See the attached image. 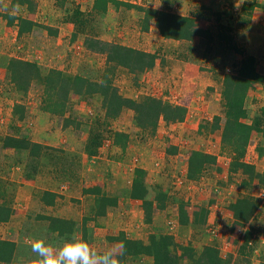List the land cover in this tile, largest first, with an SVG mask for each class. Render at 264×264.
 <instances>
[{"label": "rangeland", "instance_id": "1", "mask_svg": "<svg viewBox=\"0 0 264 264\" xmlns=\"http://www.w3.org/2000/svg\"><path fill=\"white\" fill-rule=\"evenodd\" d=\"M116 1L193 18L206 34L192 40L164 39L153 21L148 31H142L141 11L113 3L105 11L95 10L97 0H64L63 4L62 0H33L32 12L12 0H0V141L10 135L50 142L37 158L26 152L17 156L0 145V202L12 210L8 222L0 223V240L16 243L9 264H35L31 251L35 239L44 238L56 247L63 243L47 231L49 221L43 216L75 221L77 232L72 238L87 240L101 252L119 247L109 237L121 232L145 243L152 234H167L196 253L215 246L222 258L230 257L231 264H264V205L258 199L264 187L245 175L223 170L221 165L232 157L222 145L221 128L213 129L217 116L220 126L224 124V76L235 74L243 59L229 45L254 56L257 70L264 75V0ZM15 17L33 22L32 31L19 35L17 20L10 24ZM86 38L157 54L151 70L134 75L117 68L112 81L126 97L139 100L153 95L186 107L184 121H159L152 133L135 125L130 110L106 121L99 98L72 95L65 117L73 123L64 128L63 117L43 110L42 83L33 81L26 92L16 89L11 59L34 62L43 74L57 69L69 77L100 81L107 68L106 55L87 50ZM16 105L24 107L23 121L13 113ZM262 108L264 84L248 92L245 122L251 123ZM117 131L128 136L125 149L114 144ZM258 147L264 149V139L254 133L245 161L264 173V152L260 155ZM192 151L216 156V164L206 166L196 180L187 178ZM137 168L146 172L149 200L160 192L167 197L165 209L153 210L151 223L145 222L142 202L129 197ZM91 188L117 198L118 205L107 208L104 217L96 216V196L84 193ZM46 190L58 195L52 207L40 201ZM239 198L258 199L260 207L248 223L235 228L229 206ZM182 203L190 214L207 207V223L181 225ZM212 228L217 235L211 234ZM127 264H152V259L141 256Z\"/></svg>", "mask_w": 264, "mask_h": 264}, {"label": "trees", "instance_id": "2", "mask_svg": "<svg viewBox=\"0 0 264 264\" xmlns=\"http://www.w3.org/2000/svg\"><path fill=\"white\" fill-rule=\"evenodd\" d=\"M63 1L61 4H63ZM97 1L99 3L94 5L95 10L105 11L109 3L134 7L144 13L142 31H148L150 23L153 21L160 36L164 39L192 40L195 37H204L206 34V31L200 28L193 18L141 6H133L132 4L116 0ZM12 4L24 5L30 12L34 10L33 0H12ZM14 20L18 22L19 35L32 31L34 24L30 20L15 17L10 24ZM207 41L209 46L212 41L210 35L207 36ZM85 47L93 53L106 55L107 68L100 81H91L81 75L69 77L63 71L57 69H51L47 74H43L36 63L23 59L10 60L11 81L20 92H26L33 81L42 83L45 95L43 110L63 117L64 128L69 127L73 123L68 117H65L72 95L88 100L94 97L99 98L101 101L100 108L106 121L116 120L123 112L130 110L133 112L135 125L141 130H149L152 133L155 132L159 121H163L166 124L184 121L187 114L186 107L172 104L153 95H144L139 100L126 97L120 93L119 88L112 81L114 71L117 68L126 69L134 75L151 70L158 60L157 54L92 38H86ZM229 47L236 53L241 54L243 59L235 74H226L224 76L221 92L225 115L224 124L222 127L220 126L221 118L217 116L214 120L213 129L221 128L222 145L231 154L232 158L230 159L228 172L245 175L250 181H256L259 186L264 187V173L257 171L253 164L245 161L246 151L252 135L256 133L264 139V108L252 119L251 123L245 122L248 117L246 109L247 94L256 85L264 84V75L257 70L254 56L245 55L235 45L230 44ZM13 113L18 116L17 118L20 121L25 119L23 106L16 105ZM127 140V134L115 132L114 144L116 146L125 149ZM0 145L3 150L10 149L17 156L22 152H26L33 158L44 154L43 152L48 147L32 141L28 136L16 137L10 135L2 136ZM258 151L262 155L264 149L258 147ZM214 164H216V156L201 151H192L188 159L187 178L189 180L198 179L206 166ZM145 173L140 168L135 170L129 197L132 200L142 202L145 222L151 223L153 210L165 209L167 197L160 192L153 200L147 198L148 190L144 185ZM84 193L96 196V216L104 217L107 213V208H113L118 205L117 198L106 197V195L100 193V188L86 189ZM57 197L56 193L46 190L43 192L40 201L46 206H54ZM4 203L0 202V223L8 222L12 215L11 208ZM229 207L235 219L234 227L237 228L244 226L251 220L259 209L260 202L258 199L256 202L252 198H239L231 203ZM178 212L181 225H187L188 223L205 225L209 215L207 207L196 209L190 214L183 203L179 206ZM42 219L49 221L47 231L54 234L61 242L72 238L74 233L77 232L76 222L71 219L55 216H43ZM109 239L120 244L123 243L126 248V254L120 257L121 264H127L129 260L141 256L151 257L152 264H231L230 257L228 259L222 258L218 248L215 246H205L200 253H196L191 246H180L175 242L173 236L167 234H152L146 243L142 240L130 239L126 237L124 232H121L119 236L109 237ZM15 252V242L0 240L1 263H12Z\"/></svg>", "mask_w": 264, "mask_h": 264}, {"label": "clouds", "instance_id": "3", "mask_svg": "<svg viewBox=\"0 0 264 264\" xmlns=\"http://www.w3.org/2000/svg\"><path fill=\"white\" fill-rule=\"evenodd\" d=\"M31 251L36 256L35 264H121L120 257L126 254L123 243L101 252L87 240L75 238L65 240L59 247L44 238L35 239Z\"/></svg>", "mask_w": 264, "mask_h": 264}, {"label": "built area", "instance_id": "4", "mask_svg": "<svg viewBox=\"0 0 264 264\" xmlns=\"http://www.w3.org/2000/svg\"><path fill=\"white\" fill-rule=\"evenodd\" d=\"M229 163H230V160L228 159V162L225 163V169H224V166L221 165V167L223 168V170L227 171L228 172V167H229ZM227 168V169H226ZM258 199L261 201V203L264 205V188H262L258 194ZM211 234L213 235H217V230L215 229H211Z\"/></svg>", "mask_w": 264, "mask_h": 264}, {"label": "crops", "instance_id": "5", "mask_svg": "<svg viewBox=\"0 0 264 264\" xmlns=\"http://www.w3.org/2000/svg\"><path fill=\"white\" fill-rule=\"evenodd\" d=\"M35 142V141H34ZM38 143H41L43 145H47V144H50V142L46 141V140H40V141H37ZM52 192V191H50ZM53 193H56L55 191H53ZM46 206V205H45ZM48 207H52V206H48ZM59 217V216H58ZM0 264H4V263H1Z\"/></svg>", "mask_w": 264, "mask_h": 264}]
</instances>
